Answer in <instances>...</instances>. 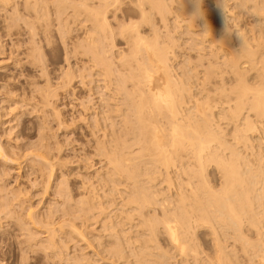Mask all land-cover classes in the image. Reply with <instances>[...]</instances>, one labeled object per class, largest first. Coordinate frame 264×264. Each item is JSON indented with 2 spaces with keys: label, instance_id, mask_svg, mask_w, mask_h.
Segmentation results:
<instances>
[{
  "label": "rangeland",
  "instance_id": "374dc122",
  "mask_svg": "<svg viewBox=\"0 0 264 264\" xmlns=\"http://www.w3.org/2000/svg\"><path fill=\"white\" fill-rule=\"evenodd\" d=\"M71 2L76 4L69 6L67 12L60 18L59 0H36L38 4L36 8L30 7L28 0H0V115H3L0 116V264H76L74 255L82 256L86 251H90V255L93 251L98 252L99 256L104 258L100 262L124 264V258L112 255L108 251L115 246L117 237L107 239L106 225L103 224H106V215L114 213V205H128L125 203L132 196L134 179L129 178L124 172L120 176L114 173V181H111L108 171L112 169V164L104 145L106 138L114 141L120 138L128 139L129 142H133L134 139L131 130L119 122L120 117H114L116 123L113 127L102 119L100 113L97 117L100 118L101 124L98 126L94 124L96 110L109 108L106 106V100L102 98L107 96L105 81L99 74L88 75L82 79L80 73L87 56L77 53L75 48L78 46L81 51L79 46L83 33L81 27H85V24L94 26L99 21L95 20L97 17L92 14L89 7L82 5L80 0H68V3ZM237 2L239 4L235 9L236 13H233L230 11L232 9L230 6H235L236 1H227L228 10L225 13L227 23L232 29H237L236 31L249 29L255 16L244 7L245 0H237ZM89 3L94 6V10L106 11L105 0H89ZM168 3L175 7L174 10L169 11L166 18L158 11H154V22L158 31L170 38L177 71L184 74L185 79L188 78V87L192 89L188 96L191 111L196 112L197 100L201 102L213 100L216 124L228 144L240 152V161L243 163L240 162L239 169L243 172L248 169H252L254 173L259 171L256 187L263 199L255 201L254 205L264 203L263 118L255 119L256 130L248 132L252 135L251 140L253 138L251 145L247 146L244 139L236 143V135L244 132L245 120H233L231 110L238 100L235 87L242 81L227 64L225 58L216 57L211 53L210 42L201 43L200 36L205 34L204 31L189 29L185 21L187 16L180 11L182 0L177 2L168 0ZM248 3L253 5L255 1L248 0ZM134 6L130 0H123L116 16L112 11L108 13L115 31L110 51L115 69V81L120 78L121 72H124L121 70L122 63L127 57L123 58L121 55H126V50L129 48L126 38L120 32L119 23L122 20L127 23L128 15H132L134 20L141 19L135 15ZM40 7L48 16L47 23L36 18ZM75 9L77 15L74 14ZM67 15L72 33L64 37L62 32L65 30L64 21ZM100 18L101 16H98V19ZM33 27H35V35L32 43ZM144 28L149 29L150 25L144 24ZM101 34L102 45L106 48V42L109 41L104 31ZM32 44L42 48L43 66L37 58L34 63L30 61ZM197 44L203 45L205 52L209 51V54L202 57L203 59ZM84 51L86 50L83 48ZM67 53L69 61L66 60ZM245 59L247 58L243 57L240 61ZM210 62H213L212 65L216 67L217 73ZM68 64L76 72V76L66 90L59 81ZM195 65L199 73L194 68ZM261 66L262 63H258L247 77L256 75L257 68ZM212 69L214 74L211 72ZM86 72L89 74L91 71L87 69ZM203 72L207 73L206 82L207 87L210 88L204 91L205 93L199 91L202 86L200 75ZM262 79L256 77L250 81L254 84L253 87H260ZM47 87L53 93L49 98L43 95V89ZM222 87L227 89L225 93H221ZM123 95L124 91L119 99L121 103L125 102ZM29 102L36 104L40 111H34ZM123 106L126 109L125 104ZM247 115L252 119L256 118L251 108L244 109L243 117ZM84 116L87 118L84 119ZM237 128L243 130L236 131ZM41 142L44 144L42 147L44 152L38 154L39 156L29 155L30 145L39 146ZM218 150L226 158L231 157L230 150L219 147ZM190 162L192 168L198 169L193 157L190 158ZM51 164L54 165L53 174H51ZM204 175L208 186L218 193L223 191L227 178L217 164L214 162L207 164ZM106 177L109 179L107 187L104 181ZM175 182L168 183L166 174H162L157 181L158 185L152 188L164 192L159 194V201L154 203L158 216L162 214L161 203L166 197L172 201V204L177 203L176 186L181 180L175 176ZM202 182L200 175L191 178V186L195 189L200 188ZM87 186L96 187L100 194V200L96 205H106V209L94 207L89 210L90 205L83 200L87 199ZM118 188H121V192ZM187 194H193V190L189 189ZM191 203H194L193 199ZM82 206L84 210L81 211ZM64 208L70 213L69 215L63 214ZM131 212L135 211L131 210ZM48 216L56 220L55 228L60 250L49 247L45 236L47 232L43 233L50 228L45 222ZM62 220L72 221L79 230L83 231L84 239L77 241L72 237H69L71 240L64 238L57 223ZM68 225L69 223H66L63 229H69ZM195 226L197 232L195 238L200 249L199 258L207 262L212 259L216 255L215 238L221 236L228 245L226 249L239 253L241 260H245L242 256L244 254L242 244L235 240L236 231L233 228L215 227L208 223H195ZM116 228H120V224ZM225 230L228 231L227 235L224 234ZM244 230L251 240L256 239L255 227L247 224ZM135 233L138 237L142 236L141 232L135 231ZM100 237L107 242L101 244ZM69 244L73 247L68 246ZM124 246L125 255L129 256L127 260L134 262L137 259L135 253L138 248L135 249V245L127 241L124 242ZM164 250H169L171 253L177 251L162 228L159 246L155 247L154 251ZM194 259L195 257L191 256L192 262ZM169 260L174 264L173 258ZM83 262L86 263L85 260ZM178 264L183 262L180 261Z\"/></svg>",
  "mask_w": 264,
  "mask_h": 264
},
{
  "label": "bare ground",
  "instance_id": "6f19581e",
  "mask_svg": "<svg viewBox=\"0 0 264 264\" xmlns=\"http://www.w3.org/2000/svg\"><path fill=\"white\" fill-rule=\"evenodd\" d=\"M80 1L86 8L91 9L92 14L97 17L95 20L99 21L94 26L85 24V27H81L83 28L82 41L79 45L81 51L78 46L75 51L86 54L87 59L80 75L82 79L94 74L102 76L107 95L102 98L106 100V106H109V108L104 107L103 110H96L94 124L97 126L101 124L100 118L97 117L100 113L102 119H105L106 123L113 127L116 123L114 117H120L119 122L131 130L134 139L133 142H129L128 139L120 138L118 141H114V139L106 138V145H104L112 164V169L108 171L111 181H114V173L120 176L124 172L129 178L134 179L132 196L125 203L128 205H114V213L106 215V224H103L106 225V238L117 237L115 246L108 250L106 244V249L112 255L124 258V264L129 258L125 255L124 242L126 241L133 243L135 249L138 248L135 253L137 259L134 262L127 260V264H172L170 258H173L174 264H178L180 261L183 264H264V203L254 205L255 201L263 199L256 187L259 171L254 173L252 169H248L243 172L239 169L240 162L243 163L240 161V152L228 144L216 124L213 100L208 99L202 102L197 100L196 112L192 113L188 104V96L192 91L188 87V78L185 79L184 74L177 71L170 38L158 31L153 17V12L158 11L166 18V14L174 10L175 7H172L168 0H130L135 5L133 7L135 15L141 19L134 20L132 15H128L127 23L125 20L119 23L120 32L126 38L129 48L126 50V55H121L123 58L127 57L122 63L124 68L122 67L121 70L124 72H121L120 78L115 81L114 64L110 58L115 31L111 26L108 13L112 11L116 16L123 0H105L106 11L103 12L94 10L95 8L89 3V0ZM227 1L229 0H202V3L199 4L202 15H195L196 5L193 0H182L180 11L187 16L185 21L190 30L205 32L200 36L201 43L210 42L211 53L216 57L225 58L227 64L232 67L233 72L242 81L235 87L238 100L231 110V118L235 121L245 120L243 122L245 124L244 132L238 133L235 139L236 143H240L244 139L249 146L252 144L253 138L251 140L252 135L248 132L256 130L255 119L263 118L264 126V0H254L253 5L245 0L244 7L255 16V19L249 29L240 31L232 29V26L227 23L225 14L228 10L226 8ZM235 1V6H230V9L232 7L230 11L233 13H236L235 9L239 4L237 0ZM72 3H68V0H59L60 18L67 12L69 6L76 4ZM28 4L32 8H36L38 5L36 0H28ZM37 12L36 18L47 23L48 16L45 10L40 7ZM74 14L77 15L76 9ZM98 16H101L102 19H98ZM68 21L69 16L67 15L64 21L65 30L62 32L64 37L70 36L72 33V27L69 26ZM144 24L150 25V28L145 29ZM102 31L106 33V38L109 41L106 42V48L101 42ZM32 32H35V27L32 28ZM34 35L35 33L32 35V43ZM197 46L201 59L204 55L209 54V51L205 52L203 45L197 44ZM83 48L86 50L85 53ZM38 49L39 52H37ZM31 50L30 61L34 63L37 58L43 66L42 48L32 44ZM243 57L247 59L240 61ZM66 60L69 61L68 53ZM210 63L213 64V62ZM258 63H262V66L257 68L256 75L247 77ZM194 68L197 69V65ZM87 69L91 71L89 74L86 72ZM42 70H45L44 67ZM196 71L199 73L198 69ZM211 72L214 74L213 69ZM215 72L217 73V69ZM75 76L76 72L68 64L59 84L68 90ZM256 77L263 78L260 87H253L254 84L250 81ZM200 78L202 86L199 91L210 90L206 82L207 73L203 72ZM226 90L225 87H222L221 93H225ZM123 91L125 102L121 103L119 99ZM43 92L45 98L53 95L48 87L43 89ZM29 104L33 106L34 111H40L36 104L32 102ZM245 108H251L256 118L252 119L250 115L243 117ZM16 118L18 117L16 116ZM86 118L84 116V119ZM239 128L236 131L243 130ZM105 134L107 137L108 132L106 131ZM40 144L39 146L30 145L28 154L38 155L44 152L42 149L44 144L42 142ZM218 147L230 150L231 157L226 158L222 155ZM191 157L195 159L198 169L192 168ZM210 162L217 164L227 178V184L221 193L208 186L207 180L204 179L206 165ZM53 172L54 165L51 164V174ZM260 173L263 174L264 171L263 173L260 171ZM162 174H166L168 183L175 182V176L181 182L176 186L177 203L172 204V201L165 195L166 199L164 197L165 200L161 203L162 214L158 216L154 203L159 201V194L164 192L152 188L158 185L157 181ZM199 175L203 182L200 188L195 189L191 186V178ZM104 181H106L107 187L109 179L106 177ZM120 189L118 188V190ZM189 189L193 190V194H187ZM86 194L87 199L83 200H86L84 202L90 205L89 210L94 207L101 208V210L106 209V205H96L100 200V194L96 187L87 186ZM192 199L194 203H191ZM82 210H84V206H82ZM131 210L135 212H131ZM63 214L69 215L70 213L64 208ZM55 221L51 216H48L45 222L50 225V228L43 233L47 232L45 236L49 247L60 250ZM63 221H57V223L60 225L64 238L71 240L69 237H72L77 241L84 239L83 231L79 230L72 221ZM87 221L88 219L85 220V222ZM66 223H69L70 228L64 230L63 226ZM195 223H208L215 227H227V229L233 228L236 231L235 240L242 244L244 252L242 256L245 260H241L239 253L233 250L228 251L226 249L228 245L225 244L221 236L215 238L217 240L216 255L208 262L199 258L200 249L195 238L197 233ZM118 224H120V228H116ZM247 224L255 227V240H251L246 235L244 226ZM162 228L171 245L177 250L175 253H171L169 250L154 251V248L159 246ZM135 231L141 232L142 236L138 237ZM227 233L228 231L225 230L224 234L227 235ZM121 237L122 239H120ZM102 239L104 238L100 237L101 244L107 242ZM66 243L68 244L69 241ZM71 245L68 246L71 247ZM191 256L195 257L194 262L191 261ZM74 257L77 260H75L76 264H108L100 262L104 258L95 251L92 255H90V251H86L82 256L74 255Z\"/></svg>",
  "mask_w": 264,
  "mask_h": 264
},
{
  "label": "clouds",
  "instance_id": "9594fccd",
  "mask_svg": "<svg viewBox=\"0 0 264 264\" xmlns=\"http://www.w3.org/2000/svg\"><path fill=\"white\" fill-rule=\"evenodd\" d=\"M193 2L196 5L195 15H202V12L199 8V4L202 3V0H193Z\"/></svg>",
  "mask_w": 264,
  "mask_h": 264
}]
</instances>
